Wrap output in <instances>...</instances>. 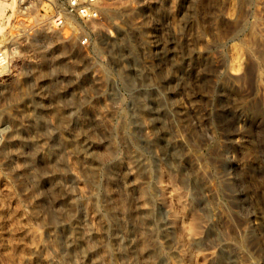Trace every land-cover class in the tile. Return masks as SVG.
Returning <instances> with one entry per match:
<instances>
[{"label": "rangeland", "instance_id": "rangeland-1", "mask_svg": "<svg viewBox=\"0 0 264 264\" xmlns=\"http://www.w3.org/2000/svg\"><path fill=\"white\" fill-rule=\"evenodd\" d=\"M94 7L0 0V264H264V0Z\"/></svg>", "mask_w": 264, "mask_h": 264}, {"label": "built area", "instance_id": "built-area-1", "mask_svg": "<svg viewBox=\"0 0 264 264\" xmlns=\"http://www.w3.org/2000/svg\"><path fill=\"white\" fill-rule=\"evenodd\" d=\"M96 0H65L66 11L68 15H80L86 18H93L96 16L95 5ZM62 24V21H59ZM85 42H83L84 44ZM7 53L0 48V67L7 64Z\"/></svg>", "mask_w": 264, "mask_h": 264}, {"label": "bare ground", "instance_id": "bare-ground-1", "mask_svg": "<svg viewBox=\"0 0 264 264\" xmlns=\"http://www.w3.org/2000/svg\"><path fill=\"white\" fill-rule=\"evenodd\" d=\"M119 39V38H118ZM120 42V41H119ZM163 191H164V197H165V200H169L170 201V199L169 198H171L172 197V191H173V188L171 187V186H168V187H163ZM172 199V198H171ZM181 215H182V213H181ZM182 219V222L183 223H185L186 224V218L185 217H182L181 218ZM187 227H189V226H187ZM183 228H184V230H187L188 231V235H189V237L190 238H188V239H192V240H195L196 238H195V235L193 234V231H192V229H189V228H186L184 225H183Z\"/></svg>", "mask_w": 264, "mask_h": 264}]
</instances>
